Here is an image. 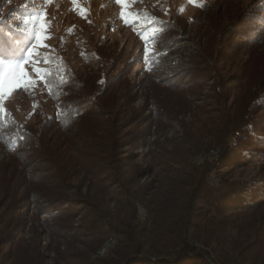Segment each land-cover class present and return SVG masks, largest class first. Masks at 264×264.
Listing matches in <instances>:
<instances>
[{"label": "rangeland", "instance_id": "rangeland-1", "mask_svg": "<svg viewBox=\"0 0 264 264\" xmlns=\"http://www.w3.org/2000/svg\"><path fill=\"white\" fill-rule=\"evenodd\" d=\"M41 32L43 39L37 44L36 36ZM201 58L221 59L213 79L200 80L196 75L207 69ZM0 62L4 63L0 65V132L11 122L20 128L39 129L51 116L54 103L46 80L51 69L71 74L73 83L67 99L87 98L85 85L95 78L84 124L99 129L105 111L125 126L123 131L138 124L141 138L132 146L124 143L117 152L119 158H131L126 174L135 172L132 177L138 184L153 180L156 170H148L147 164L155 146L170 147L182 132L181 123L191 121V110L218 116L209 98L215 85L221 86L227 106L237 107L241 99H250L247 126L235 135L237 139L232 138L227 149L228 153L248 154L240 158L233 155L230 160L236 162L218 165L208 179L211 185H216L219 177L245 184L246 190L237 192L252 202L259 198L241 216L233 213L224 218L240 229H228L232 239L241 245L264 232V196L260 197L264 193V143L253 140L257 134L264 136V113L259 110L264 104V0H0ZM8 63L23 64L27 73L24 82L17 84L7 75ZM188 75L196 77L189 80ZM248 83L254 84L250 98L245 89ZM104 104L108 106L105 109ZM230 107L232 116L235 110ZM150 123L152 129L146 130ZM247 136L254 142L242 148ZM58 141L59 135L52 136V143ZM218 152V148L210 147L205 154L193 155L192 160L196 164L204 157L213 160ZM13 155L0 141V176L16 162ZM253 185L262 186L258 195L248 191ZM0 186L3 189L2 183ZM70 186L74 198L77 192L96 189L95 184L88 186L80 171ZM112 198L106 204L110 212L115 209ZM138 206L145 215V209ZM78 208L81 205L75 206ZM53 216L31 220L42 232ZM79 218L75 223H80ZM23 236L29 238L30 233L26 231ZM39 242L46 263L53 264L56 240L51 242L45 234ZM86 242L90 239L80 237L71 242L72 249L83 250ZM69 243L59 240L63 250L70 247ZM114 243L113 237H105L97 252L90 254L91 259L103 246L106 252ZM7 247H0V254Z\"/></svg>", "mask_w": 264, "mask_h": 264}, {"label": "trees", "instance_id": "trees-1", "mask_svg": "<svg viewBox=\"0 0 264 264\" xmlns=\"http://www.w3.org/2000/svg\"><path fill=\"white\" fill-rule=\"evenodd\" d=\"M201 60L206 74L200 70L196 75L200 80L211 76L213 79L221 59ZM188 77L192 80L196 76ZM46 80L54 105L53 113L42 123L45 126L20 128L11 122L0 132V141L16 159L0 176V247L8 245L0 254V264H47L39 242L45 234L51 242L56 240L53 264H264V232L241 246L228 231L240 229L231 221H224L226 216H241L252 209L259 198L252 202L238 193L236 189H244L245 184L219 177L218 183L211 185L208 179L218 165L236 162L230 160L233 155L240 158L248 154L228 153L227 149L232 138L237 139L235 135L247 126L250 99H241L237 107L227 106L221 86L215 85L209 98L218 116L191 110V121L181 123L182 132L173 138L170 147L155 146L147 164L148 170H156L153 180L138 184L132 177L135 172L132 176L126 174L131 158L117 157L124 143L132 146L141 138L138 124L123 131L125 126L105 111L106 115L101 113L105 118L99 122V129L89 128L84 118L95 78L85 85L87 98L82 100L67 99L73 83L68 72L51 69ZM251 84L245 88L249 98L254 88ZM262 105L259 110L264 113ZM229 107L235 110L232 116ZM49 125L54 128H47ZM151 126L152 123L146 130H151ZM56 135L60 141L52 143V136ZM247 138L242 148L253 140L264 143L262 133L253 140ZM238 142L241 144V140ZM210 147L219 149L215 159L204 157L198 164L193 162L195 155L205 154ZM175 166L179 169L174 170ZM79 171L87 178L88 186L95 184L96 189L77 192L74 198L70 184ZM256 185L248 190L252 195L262 190ZM109 198L115 204L112 212L106 206ZM139 204L145 215L139 212ZM77 205L82 208L75 209ZM19 209L25 210L16 212ZM50 214H54L51 222L39 232L31 219ZM77 217L79 224L75 223ZM26 231L29 238L23 236ZM108 236L115 239L114 245L104 255L91 259L90 254L96 253ZM80 237H87L90 242L85 243L83 250L72 249L71 242ZM59 240H66L67 245L70 242V247L61 249Z\"/></svg>", "mask_w": 264, "mask_h": 264}, {"label": "snow or ice", "instance_id": "snow-or-ice-1", "mask_svg": "<svg viewBox=\"0 0 264 264\" xmlns=\"http://www.w3.org/2000/svg\"><path fill=\"white\" fill-rule=\"evenodd\" d=\"M120 2H123V0H120ZM28 23V18H25V24ZM43 23L41 24V28H43ZM37 44H40L43 39V33H38L36 36ZM29 55H31V50H29ZM4 63L0 62V65H3ZM7 75L12 78L13 81H15L17 84L22 83L25 81L27 73L25 71V68L23 64H14V63H8L7 65Z\"/></svg>", "mask_w": 264, "mask_h": 264}, {"label": "bare ground", "instance_id": "bare-ground-1", "mask_svg": "<svg viewBox=\"0 0 264 264\" xmlns=\"http://www.w3.org/2000/svg\"><path fill=\"white\" fill-rule=\"evenodd\" d=\"M105 249H106L105 246H103V247L98 251V253H97L98 256H99V255L102 256V255L104 254V252H105Z\"/></svg>", "mask_w": 264, "mask_h": 264}]
</instances>
